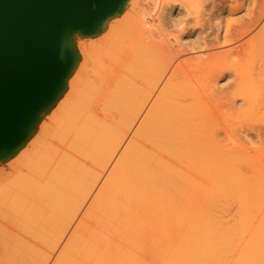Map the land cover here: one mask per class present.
<instances>
[{"label": "bare ground", "instance_id": "obj_1", "mask_svg": "<svg viewBox=\"0 0 264 264\" xmlns=\"http://www.w3.org/2000/svg\"><path fill=\"white\" fill-rule=\"evenodd\" d=\"M91 31L0 152V260L264 264V0H121Z\"/></svg>", "mask_w": 264, "mask_h": 264}, {"label": "water", "instance_id": "obj_2", "mask_svg": "<svg viewBox=\"0 0 264 264\" xmlns=\"http://www.w3.org/2000/svg\"><path fill=\"white\" fill-rule=\"evenodd\" d=\"M121 0H0V152L50 95L84 34Z\"/></svg>", "mask_w": 264, "mask_h": 264}, {"label": "rangeland", "instance_id": "obj_3", "mask_svg": "<svg viewBox=\"0 0 264 264\" xmlns=\"http://www.w3.org/2000/svg\"><path fill=\"white\" fill-rule=\"evenodd\" d=\"M92 33H93V31H90V32H88V34L87 33H84V34H78V33H75V32H72L71 33V36H72V44H74V45H72L71 44V47L69 48V53H73V51H74V49H75V46H76V44L78 43V42H81V40L83 41V39L84 40H87V38H90L91 36H92ZM87 35V36H86ZM74 36V37H73ZM81 38V39H80ZM209 40V39H208ZM210 40H212V38H210ZM220 48V47H219ZM218 48V49H219ZM214 50H217V46H215V48H213ZM212 49V50H213ZM45 110V107L44 106H42V107H40L39 109H37L34 113H33V116H32V118H33V121H34V119L36 118V117H38L43 111ZM35 117V118H34ZM20 140V139H19ZM7 152V151H6ZM5 152V153H6ZM0 159H1V156H0ZM1 263H3L4 264V262H2L1 260H0V264Z\"/></svg>", "mask_w": 264, "mask_h": 264}]
</instances>
